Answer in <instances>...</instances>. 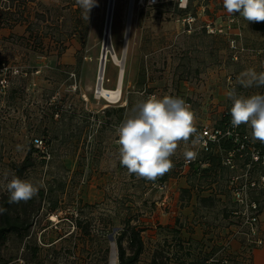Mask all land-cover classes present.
Returning <instances> with one entry per match:
<instances>
[{"label":"rangeland","instance_id":"1","mask_svg":"<svg viewBox=\"0 0 264 264\" xmlns=\"http://www.w3.org/2000/svg\"><path fill=\"white\" fill-rule=\"evenodd\" d=\"M210 2L191 0L183 12L170 2L133 1L121 98L110 103L95 93L107 0H96L88 19L76 0H0V62L23 73L0 92V178L6 170L9 179L16 175L14 167L29 154L32 165L20 178L39 188L32 199L9 206L10 217L29 227L7 234L0 264H118L116 239L127 221L144 243L137 264H221L223 257L240 264L250 256L248 248L256 246L244 238V258L231 246L235 204L222 157V176L213 177L208 156L194 145L199 155L188 162L180 142L174 168L156 181L130 175L119 163L116 128L150 95L184 99L196 114L198 134L231 125L223 119L231 117L232 102L217 98V85L244 96L264 94V87L238 83L242 67H255L256 56L242 41L230 46L237 27L227 35L207 32L210 22L226 20L215 16L224 6L211 9ZM128 5L115 0L111 45L120 59ZM187 14L190 24L181 19ZM237 14L231 15L236 21ZM142 68L149 79L144 89L136 87ZM117 72L108 53L105 88H115ZM33 137L44 140L43 149L31 144ZM243 137L264 150L247 125L236 128V142ZM7 196L0 184V205Z\"/></svg>","mask_w":264,"mask_h":264},{"label":"clouds","instance_id":"2","mask_svg":"<svg viewBox=\"0 0 264 264\" xmlns=\"http://www.w3.org/2000/svg\"><path fill=\"white\" fill-rule=\"evenodd\" d=\"M88 19L89 11L96 0H76ZM225 10L233 15L240 13L248 22L264 21V0H223ZM238 83L244 88L264 87V71L249 68L240 73ZM141 95H143L141 93ZM231 100V125L237 128L247 125L254 141L264 144V94L240 95L235 88L226 93ZM134 114L126 116L116 128L118 134L119 163L128 173L149 181H156L174 168L171 157L180 142H184V157L188 162L197 159L199 152L192 146L199 143L190 138L197 134L196 114L184 99L155 94L139 101L132 109ZM0 184L9 194V203L27 202L38 194L39 188L31 181L17 177L9 179L6 170ZM6 209L0 208V213Z\"/></svg>","mask_w":264,"mask_h":264},{"label":"built area","instance_id":"3","mask_svg":"<svg viewBox=\"0 0 264 264\" xmlns=\"http://www.w3.org/2000/svg\"><path fill=\"white\" fill-rule=\"evenodd\" d=\"M169 2L180 11L186 12L189 9L191 0H145V4L151 7ZM181 19L187 24L194 20L190 14L184 15ZM235 23L236 20L232 16H228L223 24L212 21L206 26L207 32L212 35H227L228 32H231ZM240 37L241 34L236 33L228 38L232 48H237L236 42ZM18 74L23 75L17 67H12L3 61L0 62V92L7 90L12 76ZM24 75H26L25 72ZM235 131L236 128H233L232 125L225 129L217 127L201 128L199 133L196 134V136H199V143L196 145L200 152L206 154L211 151V146L218 143L220 139L229 141L232 144V149L228 152L225 165H229L230 168L236 167L233 163L235 158H245L240 172L230 177L228 181L229 192L235 204L234 209L231 211V220L236 228L234 236H242L249 245L261 246L264 243V239L259 236L261 219L264 218V199L262 198L264 196V150L262 151L261 148L251 144L246 140V137L236 142ZM31 144L39 149H43L45 146L44 140L40 137H33ZM253 248L248 249L251 252ZM227 260L223 257L221 264H227Z\"/></svg>","mask_w":264,"mask_h":264},{"label":"crops","instance_id":"4","mask_svg":"<svg viewBox=\"0 0 264 264\" xmlns=\"http://www.w3.org/2000/svg\"><path fill=\"white\" fill-rule=\"evenodd\" d=\"M213 1L210 2L209 6L212 9L213 8H219V7H223L222 5H217L216 1L215 4H213ZM215 8V9H216ZM219 15H222L221 17L227 18V16H231L226 10L225 8L221 9V10H216L215 16L219 17ZM237 18L236 23L233 25V30L231 31L233 32H237L236 33H240L241 37L239 39V41H242L244 44V47L246 48L247 52H254V55L256 57V65L255 67H252L254 70H256L257 72H261L264 71V21L262 22H248L247 20H245L242 16H240V13L235 15ZM216 17V18H217ZM220 19V18H219ZM217 22H221V24H223L225 21L220 20H216ZM237 27V29H236ZM4 32H7L6 30H3ZM243 37V38H242ZM238 40V39H237ZM249 69L246 67H242V69ZM243 69V71H244ZM240 78V76L238 77V79ZM217 89H216V94H217V98L218 99H223V98H228L226 93L227 91H230L231 88L229 87H223L221 88L220 85H217ZM258 94V93H256ZM214 146H212V157L215 156V158L211 159V160H205V165H210L211 169L213 170L212 176H217L220 177L222 176L220 171H219V161H221V157H222V164L225 166L224 168V174L223 177L225 178H230L233 175H237L240 172L241 167L243 166L244 160L245 158H235L233 160V163H235L236 167L235 168H230L229 165H225V159H227V155L229 150L232 149L231 145H228L227 143H215L213 144ZM238 155V154H237ZM264 219V218H263ZM261 228H262V238L264 239V221L261 219ZM233 237V235H232ZM240 239L242 241H240ZM245 240V239H244ZM243 237H239V241H238V236H234L231 242V246H233V250L237 252V254H239V252L242 250V246L244 245L243 243ZM239 255H241L243 258L245 256L244 253H240ZM247 258L246 259H242V258H237L240 264H243L245 262V264H264V243L261 246H256L254 247L251 252H250V256L246 255Z\"/></svg>","mask_w":264,"mask_h":264},{"label":"trees","instance_id":"5","mask_svg":"<svg viewBox=\"0 0 264 264\" xmlns=\"http://www.w3.org/2000/svg\"><path fill=\"white\" fill-rule=\"evenodd\" d=\"M148 81L149 79H147L145 75L144 68H142L139 71V74L136 79V87H141L143 89L147 88ZM120 110L123 111L124 108L121 107ZM228 120L231 122V117L230 118L225 117L223 119V122L227 123ZM229 123H227L226 125H228ZM222 142L223 144L227 143L228 145L232 146V144H230L229 141H222ZM206 155L208 156L207 158L208 161L214 158L211 156L212 150L209 153H206ZM31 165L32 163L30 161V157L28 154L26 158L19 165H16L14 167L16 176L20 178L23 172ZM10 205L11 203H9V194H8L6 199H4L3 203L0 205V208L6 209L5 212L0 213V243H2L5 240L8 233L18 232L20 229L25 231V233L28 232V227H29L28 224H20L17 219H12L10 217L9 215ZM124 242H126V246H124ZM116 246H117L118 264H137L139 257L144 250V243L141 237V231L135 225H132L129 221H127L126 223H124V227L119 232V235L116 239Z\"/></svg>","mask_w":264,"mask_h":264},{"label":"bare ground","instance_id":"6","mask_svg":"<svg viewBox=\"0 0 264 264\" xmlns=\"http://www.w3.org/2000/svg\"><path fill=\"white\" fill-rule=\"evenodd\" d=\"M131 1L132 0H129L128 9H127L126 16H125L124 23H123V30H122L123 47L125 45H126L125 47H127L129 33H130V25H131V19H132V14H133V4H130ZM109 2H110L109 14L111 11L110 30H109V36H106L104 38V49H106V59L104 62L103 70L99 69V64H98V75H99V77H98V81H97L96 86H95V93H96V97L103 98L107 102H110V103H115V102L119 101V99L121 98V88H122V84H123V79L121 82V71H122L123 64H124V58L122 56V58L120 59V58L116 57L113 53H110V51H109L110 48L112 47V45H111L112 44L111 43V28L113 26V16H114V11H115V0H107L106 13H107ZM105 21H106V14H105V19H104V27H105ZM104 27H103V32H104ZM102 36H103V33H102ZM102 42H103V39H102ZM122 51H123V49H122ZM108 53L111 54V57H112L114 63L118 66V72H117V76H116V86L114 89L105 88L103 86V83H102L104 80V76H105ZM99 58H100V55H99Z\"/></svg>","mask_w":264,"mask_h":264},{"label":"water","instance_id":"7","mask_svg":"<svg viewBox=\"0 0 264 264\" xmlns=\"http://www.w3.org/2000/svg\"><path fill=\"white\" fill-rule=\"evenodd\" d=\"M130 4H133V0L131 1ZM109 7H110V2L108 3V9H107V13H106V21H105V27H104V32H103L102 50H101V54H100V58H99V69H102V70H103V67H104L105 59H106V49H104V38L106 36H109V30H110L111 11H110V14H109ZM125 46L123 47V51H122L123 58H125V53H126V47ZM109 51H110V53H113L112 47L110 48ZM123 71H124V64H123V68H122V71H121V82H122V79H123Z\"/></svg>","mask_w":264,"mask_h":264}]
</instances>
